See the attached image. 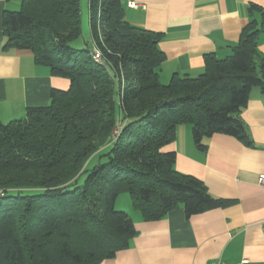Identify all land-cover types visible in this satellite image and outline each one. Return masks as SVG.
Here are the masks:
<instances>
[{
  "label": "trees",
  "instance_id": "16d2710c",
  "mask_svg": "<svg viewBox=\"0 0 264 264\" xmlns=\"http://www.w3.org/2000/svg\"><path fill=\"white\" fill-rule=\"evenodd\" d=\"M89 18L93 45L78 49L81 0H23L20 11L4 15L5 48L31 51L35 65L70 87L53 89L50 104L27 108L23 119L0 117V264L115 258L137 235L132 218L115 209L122 190L146 221L178 207L190 218L230 203L178 172L175 152L163 148L183 124L202 152L215 134L250 144L240 114L255 87L264 91L256 23L231 57L208 55L200 76L163 84L160 36L130 25L122 0H89Z\"/></svg>",
  "mask_w": 264,
  "mask_h": 264
},
{
  "label": "crops",
  "instance_id": "0c3cea01",
  "mask_svg": "<svg viewBox=\"0 0 264 264\" xmlns=\"http://www.w3.org/2000/svg\"><path fill=\"white\" fill-rule=\"evenodd\" d=\"M23 0H0V117L23 119L29 107L48 106L53 89L67 90L69 80L35 65L29 50L5 48L3 19L18 12ZM135 5H132V4ZM125 20L159 34L165 61L160 81L173 76L196 78L206 71L208 55H233L244 28L255 22L260 65L264 61V0H122ZM252 6L258 11H252ZM264 72V70H263ZM264 74V73H263ZM240 118L248 140L215 134L199 151L189 124L177 128L176 140L163 148L175 152V169L198 178L215 198L228 205L187 217L183 207L164 218L146 221L129 211L137 230L126 249L101 264H264V91L255 87Z\"/></svg>",
  "mask_w": 264,
  "mask_h": 264
},
{
  "label": "rangeland",
  "instance_id": "374dc122",
  "mask_svg": "<svg viewBox=\"0 0 264 264\" xmlns=\"http://www.w3.org/2000/svg\"><path fill=\"white\" fill-rule=\"evenodd\" d=\"M90 18H89V0H81V22H82V36L75 42H73V46L78 49L84 48L86 45L89 43H92V38H91V29H90ZM93 45V43H92ZM5 123V122H3ZM8 123V122H6ZM118 128V127H117ZM115 129L114 131V137L119 136L121 128L119 127L118 129ZM97 159H94L89 164V168H92L96 165ZM84 176L80 179V183L83 182ZM133 204L130 199L129 193L127 190H122L119 193V196L117 197V200L115 202V209L117 211H122L127 213L130 216L129 211L132 210ZM134 208V207H133ZM131 217V216H130Z\"/></svg>",
  "mask_w": 264,
  "mask_h": 264
},
{
  "label": "built area",
  "instance_id": "2783aa9c",
  "mask_svg": "<svg viewBox=\"0 0 264 264\" xmlns=\"http://www.w3.org/2000/svg\"><path fill=\"white\" fill-rule=\"evenodd\" d=\"M132 5H135L134 3ZM93 54H94V59L98 62V63H102L104 61V57L103 54L100 50V48L98 47V45H96V43L94 42V50H93ZM119 128V127H118ZM117 128V129H118ZM259 184L264 186V175L260 176L259 178ZM264 230V227H263ZM245 262H243L242 264H244ZM213 264H227V263H222V262H215Z\"/></svg>",
  "mask_w": 264,
  "mask_h": 264
}]
</instances>
